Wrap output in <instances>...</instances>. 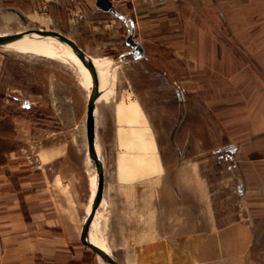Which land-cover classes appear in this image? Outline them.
I'll list each match as a JSON object with an SVG mask.
<instances>
[{"label": "rangeland", "instance_id": "1", "mask_svg": "<svg viewBox=\"0 0 264 264\" xmlns=\"http://www.w3.org/2000/svg\"><path fill=\"white\" fill-rule=\"evenodd\" d=\"M163 1H152L155 18L121 19L118 32L74 0H0V36L56 30L103 72L94 128L104 177L91 228L122 264H264V217L249 211L241 168V146L264 121L253 115L264 108V5ZM131 33L142 53L127 43ZM42 42L32 52L0 47V116L33 103L23 122L69 144L55 190L86 213L97 182L87 133L94 80L63 42ZM163 216L165 241L150 227ZM237 224L250 242L241 249Z\"/></svg>", "mask_w": 264, "mask_h": 264}, {"label": "crops", "instance_id": "2", "mask_svg": "<svg viewBox=\"0 0 264 264\" xmlns=\"http://www.w3.org/2000/svg\"><path fill=\"white\" fill-rule=\"evenodd\" d=\"M54 1L64 5L70 0ZM74 1L76 4H83V7L88 4L94 16L112 19V23H118L117 31L121 32L123 26L119 22L123 23L124 18L127 21L137 19L141 23L155 18L156 14L151 12V4L160 0H114L113 6L121 17L99 9L96 5L97 0ZM190 1L206 5L214 2V0ZM254 1H260V5H264V0ZM164 3L163 1L162 4ZM262 13L264 14V6ZM80 16L79 11L78 21L82 18ZM83 19L88 18L83 15ZM102 20L104 21V19L99 21ZM99 31L97 34H101L102 30ZM18 98L15 100L18 101ZM32 105L31 102L21 105L24 109L17 108L19 110L14 112L12 117L0 116V264H101V262L108 264L83 237L85 209L81 208L79 203H71L70 199L69 202L68 199L64 200L61 190H55V181L63 176L56 171L55 164L65 160L69 144H64L57 138L56 140V136L46 130H41V135L37 136L33 128L38 130V127H32L31 120L30 124L23 122L22 114L27 115V112L31 114ZM256 111L253 115L261 117L264 112L263 104ZM255 126L257 128L254 129L253 142L244 141L241 146L244 149L241 168L244 179L250 183L244 194L246 198L251 199L249 211L255 218H263L264 138L262 136L258 138L257 133L264 134V121L260 118L257 124L256 120ZM62 149L65 151L59 154ZM152 222L156 224L150 227L157 230L161 228L163 235L161 238L165 241V217L161 218V225L159 219ZM236 228L238 240L233 242L241 249L250 242L243 245L241 239L240 232L242 230L244 232L246 227L237 224ZM158 234L159 232L157 243L160 244ZM210 241L209 245L213 243L212 239ZM154 243L156 242L146 241L143 245ZM222 259L226 261L227 258ZM212 260L220 259L213 256Z\"/></svg>", "mask_w": 264, "mask_h": 264}, {"label": "water", "instance_id": "3", "mask_svg": "<svg viewBox=\"0 0 264 264\" xmlns=\"http://www.w3.org/2000/svg\"><path fill=\"white\" fill-rule=\"evenodd\" d=\"M113 1L114 0H97L96 5L99 9L105 12H111L114 13L116 16L121 17V15L115 10L113 6ZM46 37L56 38L61 42H63L68 48H70L71 51L80 59L83 65L87 68L89 74L93 77L94 80L93 88L89 96L87 133L90 139L91 149L95 156V160L97 164V182H96V190L94 192V195L91 196V198L88 201V206L84 217L83 237L86 243L89 244L97 253H99L108 264H120L119 260L110 249L108 250L103 249L100 246L95 245L91 242L92 218H93V213L96 209V205L101 197V192L103 187L102 186L103 177H104L103 160L99 149V144L96 139L95 128H94L96 97L101 82V76L99 71L91 64L90 59L73 40H71L69 37L56 30L38 29V30H29L25 32L10 34V35H2L0 36V47L3 46L4 44H8L17 40L43 39ZM127 43L135 50H138L141 53L144 50L143 46L139 42L135 41L134 35L132 33L127 38Z\"/></svg>", "mask_w": 264, "mask_h": 264}, {"label": "bare ground", "instance_id": "4", "mask_svg": "<svg viewBox=\"0 0 264 264\" xmlns=\"http://www.w3.org/2000/svg\"><path fill=\"white\" fill-rule=\"evenodd\" d=\"M35 36V35H34ZM44 39V38H43ZM43 39H22V40H17L8 44H4L3 46L6 48H11V49H17V50H23V51H36V50H41L45 47H43ZM62 43V42H61ZM65 44H61L59 45V47L61 49H63L66 53H72L75 58L78 60L81 68L84 70L85 73L89 74V71L87 70V68L83 65V63L80 61V59L71 51L69 50V48L64 46ZM2 46V47H3ZM100 76H101V82L104 81V76H103V72L100 70ZM96 177V176H95ZM95 184V183H94ZM95 192V191H94ZM94 192H92V196L94 195ZM91 242L95 245L100 246L103 249L108 250L109 247L107 244H105L104 242H102L101 240H99L97 238V236L95 235L93 229L91 228ZM230 254V253H229ZM218 255V254H217ZM210 256V255H209ZM217 259V258H216ZM210 261V260H209Z\"/></svg>", "mask_w": 264, "mask_h": 264}]
</instances>
